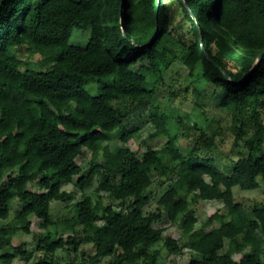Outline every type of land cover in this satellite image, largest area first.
<instances>
[{
  "label": "trees",
  "instance_id": "1",
  "mask_svg": "<svg viewBox=\"0 0 264 264\" xmlns=\"http://www.w3.org/2000/svg\"><path fill=\"white\" fill-rule=\"evenodd\" d=\"M189 8L197 21L190 18ZM179 12L184 17L176 28L178 38L192 40L187 63L195 68L202 60L203 75L225 91L223 103L236 114V123L249 119L255 127L230 173L195 148L183 151L175 135L160 149L148 146L142 153L110 144L117 129L123 142L135 133L136 128L128 127L129 116L140 106L149 105L155 135L170 132L148 76L132 65L149 58L159 66L168 21L173 23ZM83 25L91 26L88 43H72L73 27ZM26 44L51 60V66L22 68L23 59L10 48ZM92 80L104 83L94 94L86 87ZM263 100L264 0H0V220L10 216L19 200L21 229L30 231V214L48 227L54 222L52 200L70 197L63 183L78 175L76 182L84 188L100 175V189L120 207L109 202L99 208L90 194L82 193L75 202L72 234L66 239L44 236L43 249L54 253L67 242L77 249L81 242L93 241L96 252L87 264H102L117 249L121 254L115 264H157L159 253L148 247L161 240L171 253L183 247L176 237L164 236L165 211L170 221L180 220L184 233L193 235L190 245L200 256L189 264H264V204L249 212L233 189L264 182ZM84 147L93 157L104 155L86 173L78 162ZM153 171H174L177 178L157 208L149 210L146 190ZM36 177L38 190L29 187ZM200 199H222L225 211L209 218L218 225L194 232ZM17 228L0 226V250L11 248L0 254L5 264L16 255L12 234ZM34 264L60 263L43 258Z\"/></svg>",
  "mask_w": 264,
  "mask_h": 264
},
{
  "label": "rangeland",
  "instance_id": "2",
  "mask_svg": "<svg viewBox=\"0 0 264 264\" xmlns=\"http://www.w3.org/2000/svg\"><path fill=\"white\" fill-rule=\"evenodd\" d=\"M165 4L174 3L175 0H163ZM192 8H189L191 10ZM173 12V11H172ZM174 13V12H173ZM178 14V13H177ZM183 13L179 12L175 16L174 24L168 21L166 36L162 40V47L165 49L164 60H159V66L149 58H141L133 63L132 68L148 76L152 86L155 89L154 102L160 111L166 114L168 119L169 133L155 135V124L149 116V105L140 106L130 113L129 128H136L135 133L125 142L119 137V129L113 132L111 141L112 148L121 145H127L137 153H142L148 146L160 149L168 140L170 135H175L179 139L183 151L189 147L195 148V152L212 157L216 160L217 166L226 173H230L233 162L240 157L242 152V143L245 138L250 137L255 127L248 122L242 121L236 123L235 115L223 103L225 91L203 75V62L200 60L196 63L195 68H191L187 63L188 52L192 40L185 42L180 40V31L176 29L179 20L183 19ZM192 19V15L190 14ZM184 27L186 28L187 26ZM190 27V26H189ZM188 29V28H186ZM91 33L90 25L74 26L70 41L79 45H86ZM28 45L13 46L11 52L17 54L24 61L22 68L47 69L51 66L52 61L47 59L41 52H31ZM46 58V59H45ZM103 82L90 81L86 87L91 93L99 91ZM261 119L264 123V100L260 107ZM240 133V137H237ZM238 141V143H237ZM164 160L169 164H174L169 156L163 154ZM104 161L102 152L93 157L92 150L84 147L83 152L78 157V162L82 166V171L86 173L95 162ZM153 183L148 187L146 193L149 195L151 202L149 210H155L161 195L169 189L177 178L176 172H170L168 175L161 174L157 171L151 172ZM210 180L209 175H205ZM64 182L62 188L65 189L70 197L67 200H52L51 214L54 220L48 227H44L43 220L35 215L30 214V231L20 228V221L17 217L19 200L14 201L13 209L7 219L0 220L1 224L18 226L12 234V248L16 249V255L11 264H34L37 260L47 258L56 263L70 264L72 262L88 263L87 258L96 252V245L93 241H83L77 249L71 243H65L56 249L54 253L43 249L45 243L41 239L48 235L52 238H67L72 234V225L77 222L75 213V202L81 199L82 193H88L92 196L93 201L102 208L106 203L113 202L116 206L118 201H114L110 195L103 189H100L101 176L96 175L94 182L81 188L76 180ZM38 177L35 181L30 182L31 189L38 190ZM236 200L241 202L244 207L252 212L253 208L264 204V182L255 188H243L240 185L233 187ZM120 206H118L119 208ZM224 202L222 199H200L198 203V221L194 232L209 230L219 224L216 219L209 221V218L220 211L223 213ZM162 225L165 226L164 236L172 235L182 244L180 253H171L164 245L163 240L154 246L148 247L149 252H158L157 264H189L194 256H200V253L190 245L193 235L186 234L183 231L180 220L170 221L167 213L164 211ZM264 239V235L260 233ZM11 248L0 250L6 253ZM121 250L117 249L115 253L102 260V264H115L120 258ZM235 256L240 258L242 253H236ZM143 260L137 264H143ZM0 264H5L0 260ZM7 264V263H6ZM122 264H134L123 262Z\"/></svg>",
  "mask_w": 264,
  "mask_h": 264
}]
</instances>
